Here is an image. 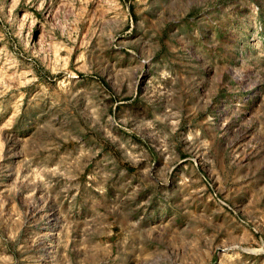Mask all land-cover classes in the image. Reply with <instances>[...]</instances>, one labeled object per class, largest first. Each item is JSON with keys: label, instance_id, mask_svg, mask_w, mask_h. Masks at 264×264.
I'll list each match as a JSON object with an SVG mask.
<instances>
[{"label": "rangeland", "instance_id": "1", "mask_svg": "<svg viewBox=\"0 0 264 264\" xmlns=\"http://www.w3.org/2000/svg\"><path fill=\"white\" fill-rule=\"evenodd\" d=\"M0 264H264V0H0Z\"/></svg>", "mask_w": 264, "mask_h": 264}]
</instances>
